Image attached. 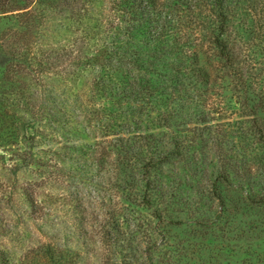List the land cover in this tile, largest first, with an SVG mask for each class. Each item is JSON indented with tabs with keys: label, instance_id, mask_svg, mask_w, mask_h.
<instances>
[{
	"label": "rangeland",
	"instance_id": "374dc122",
	"mask_svg": "<svg viewBox=\"0 0 264 264\" xmlns=\"http://www.w3.org/2000/svg\"><path fill=\"white\" fill-rule=\"evenodd\" d=\"M31 1L0 3V264H264V0H147L166 27L126 48L157 63L154 81L179 84L155 93L140 125L114 95L92 98L91 70L37 68L38 53L76 37L91 39L88 56L101 48L95 21L120 23L109 0L84 1L80 24L58 9L39 27ZM222 26L232 65L216 46ZM8 114L33 128L34 145H19L27 138ZM123 123L166 154L149 176L152 208L146 183L132 187L147 158L134 170L116 163Z\"/></svg>",
	"mask_w": 264,
	"mask_h": 264
},
{
	"label": "trees",
	"instance_id": "16d2710c",
	"mask_svg": "<svg viewBox=\"0 0 264 264\" xmlns=\"http://www.w3.org/2000/svg\"><path fill=\"white\" fill-rule=\"evenodd\" d=\"M2 1L3 0H0V3ZM84 1L86 2L87 0H62L61 3L60 0H32L31 3L28 4V7L32 4H37L38 8L34 13L32 12L34 17L33 21L29 22V24L37 25V27H39V25L45 21L46 12L58 9L67 13L71 20L77 21L76 23L80 24L84 15H82V12H79V7L81 5L83 7L85 3ZM94 1L100 2L99 0ZM221 1L222 0H214V4L218 5L219 9H222L224 5V2ZM108 3L111 5L112 10L120 15V23L116 27L115 23H106L103 20L100 22L95 21L96 25L94 27V32L98 36L102 34V36L105 37L101 48L96 49L91 53V56H88L91 52V39L85 40L84 38L76 37L71 42H68L63 48H51L47 50L46 54L38 53L37 68L41 69V73H44L47 68L55 71L61 69V61H63L64 69L62 71L67 74L68 78L73 74L75 75L79 70H91L90 85L93 94L92 98L96 99L98 96L110 98L114 95L116 99L120 100L119 102L126 103L128 111L131 110L133 113H142L140 115H135L138 120L134 121V123L140 125V123H143V114L146 113L144 110L149 107V101L155 99V93H158L159 90L166 92L168 90L167 86L175 85L177 87L179 83L177 82V79L174 80L163 76H160L158 80L154 81V76L158 75L156 74L157 70L155 69L157 63L153 62L151 59L146 60L145 57L140 55L141 53L130 54V51L126 47L131 45V41L135 34L141 30L147 31L151 43H155L160 36L161 29H165L166 23L160 18L162 15L160 14L161 12H154L155 6H153V3L150 1L109 0ZM121 28H123L124 31L116 32ZM84 30L87 31V34L90 36V32L86 29ZM224 32L225 26H222L220 29L221 36L216 39V46L220 50L222 57L232 65V55L228 50L227 44L221 38L223 37ZM38 52L43 51H40L38 48ZM142 53L145 52L143 51ZM93 54H96V56L98 55V58L94 57ZM87 56L92 62L84 61ZM44 57H46L45 60H42ZM53 57L57 62L60 60L59 63L56 64V62H53ZM98 62H103L107 65L102 64V68L97 70ZM196 74H198V76L204 81L207 80L204 77L205 72H202L199 67L196 68ZM120 75L125 79L123 81L126 84L124 88H116L113 83V80ZM129 82H131V84H127ZM160 83L161 85L166 84L167 86L158 87ZM178 92L179 91L176 93ZM131 103H133L132 106H130ZM135 105L138 106L133 108ZM104 112L105 111H103V113ZM111 115L114 114L111 113ZM111 115H109V117ZM2 119L3 121L10 122V127L8 129H10L11 133H14V131L18 129H21L24 133V137L27 138L26 140L28 142L20 140V142H18L19 145L21 144L22 146H25L27 143L34 145L35 138L31 134L33 128L30 127L29 124H24L21 127H18V124L12 121L13 118L9 117V114ZM159 122L163 123L165 126L169 122V117L161 116ZM118 127L122 129L121 133L124 132L123 135L125 136L122 135V137L112 145L114 149L118 150L116 163H118V165H126L130 167L129 169L134 170L138 163L143 162L145 158H147L144 161L143 178H134L136 179V182H134L132 187L135 189L139 187L142 182L146 183V193L143 197L142 204L152 208L153 202L149 192V190H151L150 185L152 180L149 176L151 172L158 171L166 163V158H164L166 154L161 153L160 156H157L156 152L159 151L158 148H153L150 145V139L145 133L136 132V128H134V126L132 127V123H123ZM98 130L106 131L108 128L102 127L98 128ZM14 136L15 135L12 134V137ZM259 140L264 146V127L260 129ZM27 163L30 165L29 162ZM18 173L19 172L15 170L14 175ZM31 189L33 188L27 187L25 195L32 207L33 214H37L40 211L42 212V209L36 202L33 190Z\"/></svg>",
	"mask_w": 264,
	"mask_h": 264
}]
</instances>
